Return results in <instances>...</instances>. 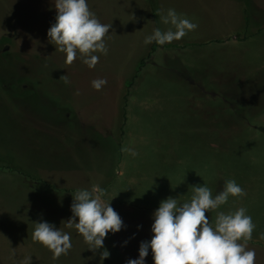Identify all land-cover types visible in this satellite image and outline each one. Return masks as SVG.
Instances as JSON below:
<instances>
[{
	"label": "rangeland",
	"instance_id": "1",
	"mask_svg": "<svg viewBox=\"0 0 264 264\" xmlns=\"http://www.w3.org/2000/svg\"><path fill=\"white\" fill-rule=\"evenodd\" d=\"M164 1L163 14L172 8L198 25L180 39H189L184 47L173 45L174 67L188 60L195 86L174 78L172 99L148 102L147 129L137 128L146 130L136 135L137 149L145 151L144 161H157L174 171V191L181 195L178 203L189 201L192 187L202 181L215 196L226 180L234 179L245 195L229 196L227 203L206 216L215 222L218 212L244 207L256 225L255 234L264 237L260 128L264 126V0H243L238 21L236 0H172L171 5ZM8 7L0 2V264H23L26 257H31V264H108L107 259L125 264L115 251L111 232L102 248L92 250L74 226L66 227L76 192H66L60 200L58 188L24 169L58 161L61 151L81 160L90 148L98 161L79 162L110 168L112 161H106L109 149L101 137L62 138L49 91L52 80L62 77L54 76L43 59H28L26 21L11 18ZM237 33L249 37L239 40ZM212 36L216 37L210 42L197 41ZM31 71L37 85L33 99L27 88ZM145 88L155 97L164 95L154 82ZM41 221L70 233L72 248L67 255L54 258L52 251L32 239L35 222ZM146 264L154 262L148 259Z\"/></svg>",
	"mask_w": 264,
	"mask_h": 264
},
{
	"label": "crops",
	"instance_id": "2",
	"mask_svg": "<svg viewBox=\"0 0 264 264\" xmlns=\"http://www.w3.org/2000/svg\"><path fill=\"white\" fill-rule=\"evenodd\" d=\"M0 2L9 6L11 18L15 16L26 21L28 59L32 62L36 58L43 59L54 76L62 77L53 79L49 84L62 138L71 141L79 138L86 140L90 135L101 137L106 140L109 149L106 161H112L110 168L79 162L98 161L96 151L90 148L81 160L76 154L68 156L61 151L58 161L38 163L24 169L43 184L58 188L61 191L60 200L69 191L91 190L94 185L104 189L101 202H110L123 221L121 230L111 233L115 251L125 264L128 259L138 258L140 243L150 240L153 235L152 213L162 200L181 198V195L174 191V171L171 168L157 161H144L145 151L137 149L139 137L136 135L146 133V130L137 128L147 129L144 120L147 119L145 112L149 101L172 99L174 78L195 86V79L188 71V60L185 59L184 63L180 61L181 64L174 67V43L184 47L189 39L174 40L164 45L144 43L145 37L154 29L164 31L169 27L160 19L164 0H156L155 12L150 0H87L98 20L111 25L103 38L108 47L107 55L95 53L99 61L95 67L89 68L79 53L77 59L67 63L66 54L49 41L47 31L55 22V0ZM236 2L240 6V14L235 17L238 21L243 15V0ZM169 4H174V1L170 0ZM214 37L197 41L207 43ZM142 61L145 63L141 66ZM33 74L31 71L27 84L29 98L32 99L37 86ZM64 75L70 83H64ZM99 78L106 79L107 84L96 90L91 82ZM151 82L162 86L164 95L158 98L154 91L146 93L145 86ZM169 114L174 117L173 113ZM122 146L134 149L138 155L132 157L122 152ZM210 223L214 224L213 221ZM255 233L253 231L252 239L247 241L246 250L254 249L255 264H264V237ZM147 257L145 261H153L151 250Z\"/></svg>",
	"mask_w": 264,
	"mask_h": 264
},
{
	"label": "clouds",
	"instance_id": "3",
	"mask_svg": "<svg viewBox=\"0 0 264 264\" xmlns=\"http://www.w3.org/2000/svg\"><path fill=\"white\" fill-rule=\"evenodd\" d=\"M55 8V22L47 31L49 41L66 54L67 63L71 64L79 53L89 68L95 67L99 61L95 53H108L103 38L111 25L98 20L87 0H55ZM160 19L169 27L164 31L154 29L152 34L145 37L146 45L178 41L198 27L172 8ZM63 78L65 84L70 83L66 75ZM91 83L93 88L100 90L107 80L99 78ZM121 151L132 157L138 155L134 149L126 146H122ZM192 191L187 202L178 203L177 198L168 197L159 203L152 213L151 239L142 241L138 258L128 259L126 264H146L149 250L154 264H255L256 252L254 249L246 250V244L252 239L256 225L252 217L246 214V208L240 207L228 213L218 212L214 224L206 216L209 210L227 203L229 196L245 195L244 189L234 179H229L225 181L224 189L215 196L206 184L193 186ZM104 195L105 190L98 185L91 190H77L70 205L72 217L66 223V227H75L92 250L102 248L106 235L116 233L123 227L121 217L110 202H101ZM32 239L52 251L54 258L67 255L72 248L70 233L47 221L35 222ZM240 240L244 243H238ZM108 256L109 252L105 250L104 257ZM23 264H31V257H26Z\"/></svg>",
	"mask_w": 264,
	"mask_h": 264
},
{
	"label": "trees",
	"instance_id": "4",
	"mask_svg": "<svg viewBox=\"0 0 264 264\" xmlns=\"http://www.w3.org/2000/svg\"><path fill=\"white\" fill-rule=\"evenodd\" d=\"M150 3H151V5H152L153 12H155V10H156V0H150ZM248 37H249V35H247V34H241V33H237V34L235 35V38H236V39H239V40H245V39H247ZM144 63H145V61H142L141 66H142ZM260 128H262V129L264 130V126H263V127L261 126ZM17 170L20 171V172H22V173H24L20 168H17ZM107 261H108V264H111V262L109 261V259H107Z\"/></svg>",
	"mask_w": 264,
	"mask_h": 264
},
{
	"label": "flooded vegetation",
	"instance_id": "5",
	"mask_svg": "<svg viewBox=\"0 0 264 264\" xmlns=\"http://www.w3.org/2000/svg\"><path fill=\"white\" fill-rule=\"evenodd\" d=\"M8 49H9V46H8ZM4 50H6V46L4 47Z\"/></svg>",
	"mask_w": 264,
	"mask_h": 264
},
{
	"label": "water",
	"instance_id": "6",
	"mask_svg": "<svg viewBox=\"0 0 264 264\" xmlns=\"http://www.w3.org/2000/svg\"><path fill=\"white\" fill-rule=\"evenodd\" d=\"M6 49H8V46H6Z\"/></svg>",
	"mask_w": 264,
	"mask_h": 264
}]
</instances>
